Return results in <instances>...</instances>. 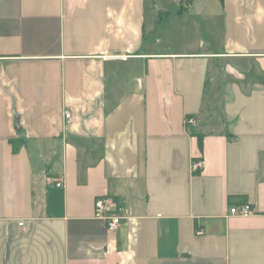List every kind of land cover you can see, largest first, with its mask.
Masks as SVG:
<instances>
[{"label":"crops","instance_id":"crops-1","mask_svg":"<svg viewBox=\"0 0 264 264\" xmlns=\"http://www.w3.org/2000/svg\"><path fill=\"white\" fill-rule=\"evenodd\" d=\"M183 1L0 0V264H264V0Z\"/></svg>","mask_w":264,"mask_h":264},{"label":"rangeland","instance_id":"rangeland-1","mask_svg":"<svg viewBox=\"0 0 264 264\" xmlns=\"http://www.w3.org/2000/svg\"><path fill=\"white\" fill-rule=\"evenodd\" d=\"M187 0L183 1V5L181 9H184V5ZM177 5L167 4L164 8L165 10L172 12L173 17H165L162 16L161 20H157V24L155 26V30L152 33H149L147 38L150 42L156 41L157 47L163 50H181L186 47V44L190 41L195 42L199 45V42L195 40L199 38L200 35L203 41L207 40L206 35H204V31H207L210 26L213 25H203L202 21L199 20L200 17L194 14L196 12L195 9H190L192 12L189 18H184L181 16L179 11L177 10ZM151 13L153 8L150 9ZM181 16V17H180ZM184 18V20H182ZM159 23V24H158ZM205 27V29H204ZM159 43V44H158ZM216 45V42H214ZM223 70V62L212 61L209 66V79L212 87H215V92L218 93V87L220 86V82L222 81V75H224Z\"/></svg>","mask_w":264,"mask_h":264},{"label":"built area","instance_id":"built-area-1","mask_svg":"<svg viewBox=\"0 0 264 264\" xmlns=\"http://www.w3.org/2000/svg\"><path fill=\"white\" fill-rule=\"evenodd\" d=\"M65 119L69 118V114L67 112L64 113ZM195 121L193 119L187 118L186 125H193ZM200 163L194 164V169H198ZM56 187H62V180L56 181ZM94 212L95 216L105 222L106 228L108 231H115L118 226L121 224L122 216L121 208L114 204V202L107 197H99L96 199L94 203ZM230 215L235 216H248L252 214V210L249 205L243 204L240 206L231 207L229 209ZM22 226V223L19 224Z\"/></svg>","mask_w":264,"mask_h":264},{"label":"trees","instance_id":"trees-1","mask_svg":"<svg viewBox=\"0 0 264 264\" xmlns=\"http://www.w3.org/2000/svg\"><path fill=\"white\" fill-rule=\"evenodd\" d=\"M191 1L190 0H187L186 4L184 5V9H181V6L179 8V13L180 15H184L188 12V9H189V5H190ZM197 138L198 140L200 141L201 137L199 134H197ZM24 145V141L22 140H19V146H22ZM13 150L16 151L17 150V147L14 145L13 147ZM115 203V202H114Z\"/></svg>","mask_w":264,"mask_h":264},{"label":"water","instance_id":"water-1","mask_svg":"<svg viewBox=\"0 0 264 264\" xmlns=\"http://www.w3.org/2000/svg\"><path fill=\"white\" fill-rule=\"evenodd\" d=\"M227 71H228L230 74L234 75V76H238L237 73H236L233 69L227 68Z\"/></svg>","mask_w":264,"mask_h":264}]
</instances>
